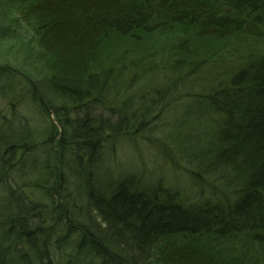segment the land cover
<instances>
[{
  "label": "trees",
  "instance_id": "obj_1",
  "mask_svg": "<svg viewBox=\"0 0 264 264\" xmlns=\"http://www.w3.org/2000/svg\"><path fill=\"white\" fill-rule=\"evenodd\" d=\"M0 3L46 70L0 64V264H264V0ZM233 37L253 48L202 45ZM101 136L172 172L122 171Z\"/></svg>",
  "mask_w": 264,
  "mask_h": 264
},
{
  "label": "rangeland",
  "instance_id": "obj_2",
  "mask_svg": "<svg viewBox=\"0 0 264 264\" xmlns=\"http://www.w3.org/2000/svg\"><path fill=\"white\" fill-rule=\"evenodd\" d=\"M0 6L2 7V9H0V22L3 19H10L11 17H14L15 20L13 23L18 25V32L21 33V35L14 34V36L12 34H9V32H4L3 34H0V64L5 65V62H8L12 67L15 68V70L23 73V76L28 78H34L38 77L39 75H44L46 72L45 66L44 64H42L41 60L38 57L33 56V51H35L32 42L33 37L28 29L27 23L22 22L21 12H18L17 9L14 8L6 10L3 3H0ZM252 42L253 41L250 39L244 40L236 39L235 37H233L227 40L211 39L209 41H204L202 45H204L205 48H207L208 50L206 51V54L210 53V56H212L217 54L221 55L223 53H228L229 50L234 47H236L235 49H238L240 51L242 50L243 52L244 48H248L249 50H251L250 48H253V46H251ZM9 77H6V79L10 80ZM11 78H13L12 75ZM11 80L13 81V79ZM16 80H18L17 76L16 78L14 77V81ZM5 103L3 97L0 95V114L3 115V117L5 118L4 120L7 121L13 115L14 111L10 106V103ZM14 109L23 117H26L29 120L34 119V121H37L36 125L32 127V131L35 134L33 135L34 139L40 140L41 137H43L44 135L42 129L43 127H46L48 125V121L50 120H46L47 122L44 121V115L42 114V112L40 110H35L30 105L21 104L14 107ZM51 118L54 119L53 115L51 116ZM131 135L133 136V134ZM160 137L163 138L162 134ZM120 138L122 139L117 142L115 141L111 145L110 142L106 143L107 148H109V146H113L115 150L114 155L116 156V158H114V160L116 161V163H113V165L120 167L121 170L124 172L128 170L130 171V169L132 170V168H135L143 172H156L155 174L161 175L162 177L164 176L162 170L164 171V174L170 175V173L172 172L170 167L166 166L165 162L162 159H158L156 157L155 148H152L151 144L148 143L145 138L140 136L128 138L120 136ZM36 152L38 153L40 151ZM107 159L110 160L109 158ZM57 164L59 165V167H61L62 165L60 162H58ZM99 180L100 182L104 183L107 187V177H100L98 181ZM98 187L99 185H96V188Z\"/></svg>",
  "mask_w": 264,
  "mask_h": 264
},
{
  "label": "bare ground",
  "instance_id": "obj_3",
  "mask_svg": "<svg viewBox=\"0 0 264 264\" xmlns=\"http://www.w3.org/2000/svg\"><path fill=\"white\" fill-rule=\"evenodd\" d=\"M104 136H101L100 137V140H101V142H102V144L104 145V148H103V151H104V158H106L105 159V161H107L108 159L107 158H109L111 161H114V158H116V156L114 155V148H113V146H109V148H107L106 147V143L107 142H110V145L111 144H113L115 141L114 140H112V139H108L109 141H105L104 140Z\"/></svg>",
  "mask_w": 264,
  "mask_h": 264
}]
</instances>
